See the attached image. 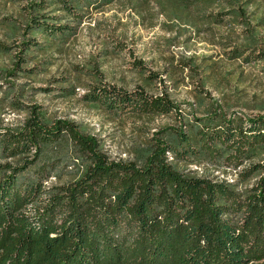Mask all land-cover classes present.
<instances>
[{"label": "trees", "instance_id": "16d2710c", "mask_svg": "<svg viewBox=\"0 0 264 264\" xmlns=\"http://www.w3.org/2000/svg\"><path fill=\"white\" fill-rule=\"evenodd\" d=\"M99 97L157 115L180 110L167 94ZM195 120L155 133L140 162L111 158L97 136L40 107L0 131V264L264 260V114L219 107ZM67 174L77 177L46 186Z\"/></svg>", "mask_w": 264, "mask_h": 264}, {"label": "rangeland", "instance_id": "374dc122", "mask_svg": "<svg viewBox=\"0 0 264 264\" xmlns=\"http://www.w3.org/2000/svg\"><path fill=\"white\" fill-rule=\"evenodd\" d=\"M50 1L0 0V131L40 107L97 136L111 158L140 162L155 133L184 119L219 107L264 114V0ZM107 91L167 94L180 110L107 104Z\"/></svg>", "mask_w": 264, "mask_h": 264}]
</instances>
